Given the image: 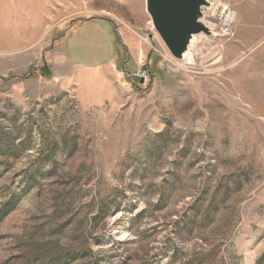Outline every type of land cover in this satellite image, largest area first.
<instances>
[{"label":"rangeland","instance_id":"374dc122","mask_svg":"<svg viewBox=\"0 0 264 264\" xmlns=\"http://www.w3.org/2000/svg\"><path fill=\"white\" fill-rule=\"evenodd\" d=\"M219 1L180 60L146 0H0V264H264V0Z\"/></svg>","mask_w":264,"mask_h":264},{"label":"water","instance_id":"95a60500","mask_svg":"<svg viewBox=\"0 0 264 264\" xmlns=\"http://www.w3.org/2000/svg\"><path fill=\"white\" fill-rule=\"evenodd\" d=\"M212 0H146L154 30L177 59H187L196 35H211L204 23L205 10Z\"/></svg>","mask_w":264,"mask_h":264},{"label":"crops","instance_id":"0c3cea01","mask_svg":"<svg viewBox=\"0 0 264 264\" xmlns=\"http://www.w3.org/2000/svg\"><path fill=\"white\" fill-rule=\"evenodd\" d=\"M93 19L104 18H88L75 25L67 35L66 38V54L68 57L76 63L82 69H95L104 64L114 63L117 61V48L114 55L109 59V62H103L95 65L87 63L88 60L94 59L98 55V43L100 31L102 28L98 26V23L89 22ZM109 21V20H108ZM110 22V21H109ZM111 23V22H110ZM112 25V23H111Z\"/></svg>","mask_w":264,"mask_h":264},{"label":"built area","instance_id":"2783aa9c","mask_svg":"<svg viewBox=\"0 0 264 264\" xmlns=\"http://www.w3.org/2000/svg\"><path fill=\"white\" fill-rule=\"evenodd\" d=\"M211 18L214 23H212L213 28L222 37H231L234 35V29L236 24V11L231 7V5L225 1L220 0L216 6H214Z\"/></svg>","mask_w":264,"mask_h":264}]
</instances>
